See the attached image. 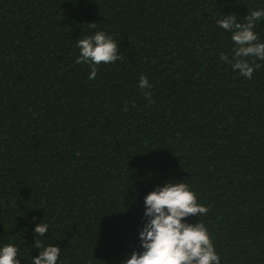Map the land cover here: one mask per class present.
<instances>
[{"label":"trees","instance_id":"obj_1","mask_svg":"<svg viewBox=\"0 0 264 264\" xmlns=\"http://www.w3.org/2000/svg\"><path fill=\"white\" fill-rule=\"evenodd\" d=\"M264 0H0V245L20 264H123L144 197L186 183L220 264H264V61L247 79L233 29ZM103 31L121 59L75 63ZM253 31L264 42V17ZM144 75L151 88L141 89ZM151 92V102L144 93ZM47 223L43 236L34 228ZM40 247H36V241Z\"/></svg>","mask_w":264,"mask_h":264},{"label":"clouds","instance_id":"obj_2","mask_svg":"<svg viewBox=\"0 0 264 264\" xmlns=\"http://www.w3.org/2000/svg\"><path fill=\"white\" fill-rule=\"evenodd\" d=\"M261 17H264V8L252 10L243 25L236 23L231 16L216 21L222 29H235L231 35V59L224 52L219 53V59L247 79H251L253 71L260 67L255 60L264 61V42L259 41L253 31L255 22ZM76 46L79 55L75 63L88 64L90 80L96 77L98 65L121 59L116 42L103 31L78 39ZM246 57H254L255 60L249 62ZM138 86L141 89L151 88L144 75L139 77ZM144 95L151 102V92ZM144 205V215L150 219L139 233L142 251L132 252L123 264H220L207 226L202 222H187L189 216L206 215L208 208L198 203L196 194L186 183H167L156 188L144 197ZM48 230L47 223L34 228L40 236ZM36 247H40L38 240ZM18 251L13 244L0 245V264H20ZM59 255L57 246L47 245L32 258V264H57Z\"/></svg>","mask_w":264,"mask_h":264}]
</instances>
